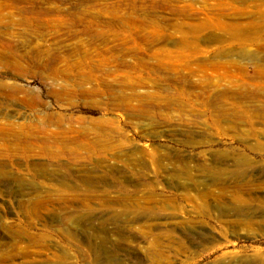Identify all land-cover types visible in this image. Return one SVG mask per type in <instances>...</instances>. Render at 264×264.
Returning <instances> with one entry per match:
<instances>
[{
	"label": "rangeland",
	"instance_id": "obj_1",
	"mask_svg": "<svg viewBox=\"0 0 264 264\" xmlns=\"http://www.w3.org/2000/svg\"><path fill=\"white\" fill-rule=\"evenodd\" d=\"M0 264H264V0H0Z\"/></svg>",
	"mask_w": 264,
	"mask_h": 264
}]
</instances>
